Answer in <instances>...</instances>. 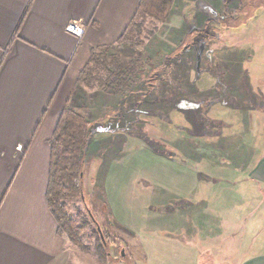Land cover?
Listing matches in <instances>:
<instances>
[{"label": "rangeland", "instance_id": "1", "mask_svg": "<svg viewBox=\"0 0 264 264\" xmlns=\"http://www.w3.org/2000/svg\"><path fill=\"white\" fill-rule=\"evenodd\" d=\"M263 6L264 0H177L165 23L139 15L141 29L126 43L111 46L108 72H99L106 79L118 70L126 84L118 89L108 82L109 90L98 83L78 85L69 107L100 131L86 157L84 198L65 202L86 246H76L66 236L72 245L66 264L242 262L264 229V191L249 189L244 198L242 189L241 196L234 197L239 224L235 215L230 224L219 210L215 214L210 210L209 221L201 227L194 221L170 229L168 219L194 216L195 211L177 209L172 214L169 209L187 195L190 185L194 199L205 198L201 194L206 183L200 174L220 167L203 152H221L213 137L218 132L226 147V142L264 146ZM219 84L229 96L217 92ZM246 87L253 101H259V111L250 96L242 95ZM236 108L250 119L251 128L246 130ZM220 122L227 126L217 128ZM247 133L244 143L241 139ZM184 170L193 175L184 177ZM224 189L210 187L209 199L230 200L229 190ZM106 195L117 220L141 242L113 224ZM97 224L103 235L114 240L111 262L102 260L97 250ZM231 228L239 233V249L228 236ZM213 252L214 258L206 256Z\"/></svg>", "mask_w": 264, "mask_h": 264}, {"label": "crops", "instance_id": "2", "mask_svg": "<svg viewBox=\"0 0 264 264\" xmlns=\"http://www.w3.org/2000/svg\"><path fill=\"white\" fill-rule=\"evenodd\" d=\"M139 3L140 0H0V264L68 261L72 245L66 235L59 234L48 203L51 161L48 143L63 110L71 103L92 50L118 43L137 15ZM75 21L86 25L81 39L66 30ZM217 92L230 95L220 84ZM242 95L254 97L248 87ZM254 99L252 105L259 111V101ZM215 102L219 104L220 99ZM235 111L241 112L246 130L251 128L242 109ZM224 126L227 124L220 122L216 127ZM248 133L241 139L244 143ZM213 137L221 152L203 154L220 169L200 174L206 183L201 194L203 200L194 199L190 185L187 195L180 196L174 206H168L172 214L177 209L189 214L195 211L191 217L185 214L168 219L170 229L194 221L201 227L206 219L209 221L210 210L214 214L219 210L229 217L230 224L235 215L239 224L240 212L234 208V197H240L242 189L244 198L249 189L264 191V146L254 142L247 148L226 142L229 145L226 147L220 132ZM184 173V177L193 175L191 170ZM184 181L187 183L186 178ZM220 186L229 190L230 200L209 199L213 194H209L210 187ZM106 200L117 220L107 195ZM123 226L141 242L139 235ZM228 231L239 249V233L235 228ZM259 235L240 264H264V229ZM213 254L206 256L214 258ZM211 261L209 264H216L215 259Z\"/></svg>", "mask_w": 264, "mask_h": 264}, {"label": "trees", "instance_id": "3", "mask_svg": "<svg viewBox=\"0 0 264 264\" xmlns=\"http://www.w3.org/2000/svg\"><path fill=\"white\" fill-rule=\"evenodd\" d=\"M176 1L140 0L138 13L119 39L118 44L126 43L131 34L141 29V25L137 23L139 15L148 17L158 23L167 22L174 10ZM110 49L111 47L108 46L92 50L90 60L80 74L79 84L89 87L98 83L104 88L107 87V90L110 88L108 82H112L118 89H121L126 84L122 77L123 74L119 73L118 70L115 73L109 72V76L106 79H103L99 74L101 70L108 72L107 56ZM69 105L70 103L63 110L54 134L48 143L51 148L48 203L50 211L58 223L59 234L66 235L74 245L86 248L79 238L80 229L76 225L75 220L69 215L65 202L69 198H84L83 182L86 157L95 135L100 130L96 129V124L77 114ZM106 208L113 224L122 233L128 235L129 238H136L131 231L118 223L111 212L110 206L106 205ZM97 233L100 237L97 250L102 256V260L106 263L111 262L113 256L109 249L114 240L111 241V238L109 240L105 235L103 240L98 229Z\"/></svg>", "mask_w": 264, "mask_h": 264}, {"label": "built area", "instance_id": "4", "mask_svg": "<svg viewBox=\"0 0 264 264\" xmlns=\"http://www.w3.org/2000/svg\"><path fill=\"white\" fill-rule=\"evenodd\" d=\"M66 30L69 34L81 39L86 32V25L82 21H75Z\"/></svg>", "mask_w": 264, "mask_h": 264}, {"label": "water", "instance_id": "5", "mask_svg": "<svg viewBox=\"0 0 264 264\" xmlns=\"http://www.w3.org/2000/svg\"><path fill=\"white\" fill-rule=\"evenodd\" d=\"M97 228H98V231L100 233L101 238L104 240V235H103L102 229L98 224H97Z\"/></svg>", "mask_w": 264, "mask_h": 264}]
</instances>
